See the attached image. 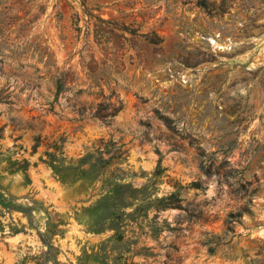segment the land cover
<instances>
[{
    "label": "rangeland",
    "instance_id": "374dc122",
    "mask_svg": "<svg viewBox=\"0 0 264 264\" xmlns=\"http://www.w3.org/2000/svg\"><path fill=\"white\" fill-rule=\"evenodd\" d=\"M0 59V264H264V0H0Z\"/></svg>",
    "mask_w": 264,
    "mask_h": 264
},
{
    "label": "trees",
    "instance_id": "16d2710c",
    "mask_svg": "<svg viewBox=\"0 0 264 264\" xmlns=\"http://www.w3.org/2000/svg\"><path fill=\"white\" fill-rule=\"evenodd\" d=\"M81 5L85 6V0H81ZM145 37L148 39L150 43L153 44H160L162 42V38L156 33H153L151 36L145 35ZM0 60L2 61V59Z\"/></svg>",
    "mask_w": 264,
    "mask_h": 264
}]
</instances>
